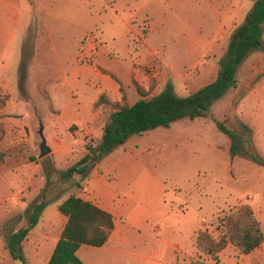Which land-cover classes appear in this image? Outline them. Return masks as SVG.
Instances as JSON below:
<instances>
[{
    "label": "rangeland",
    "instance_id": "1",
    "mask_svg": "<svg viewBox=\"0 0 264 264\" xmlns=\"http://www.w3.org/2000/svg\"><path fill=\"white\" fill-rule=\"evenodd\" d=\"M31 1L24 10L23 0H0V264H47L65 222L58 207L70 195L107 205L116 219L107 249L80 250L84 264H264V243L247 255L228 245L217 261L196 248L199 231L220 238L222 218L240 206H250L264 230V167L250 162L247 170L243 160L240 171L227 172L229 139L215 123L232 128L240 111L254 108L264 135L261 49L206 117L133 135L86 178H62L88 145L99 144L110 121L112 108L101 106L86 124L99 92L95 61L120 75L132 57L139 66L126 83L117 79L121 104L151 98L169 83L190 95L216 79L255 0ZM42 135L51 149L46 156ZM43 200L41 220L22 244L24 263L8 242Z\"/></svg>",
    "mask_w": 264,
    "mask_h": 264
},
{
    "label": "trees",
    "instance_id": "2",
    "mask_svg": "<svg viewBox=\"0 0 264 264\" xmlns=\"http://www.w3.org/2000/svg\"><path fill=\"white\" fill-rule=\"evenodd\" d=\"M263 25L264 0H255L244 22L234 30L225 55L218 61L216 79L190 95H178L170 83L160 93L151 98H142L133 105L112 102L102 95L95 108H112L104 135L98 145L87 146L86 155L63 172L62 178L71 179L76 174L86 178L98 162L133 135L142 136L160 127L170 128L172 123L184 118L193 121L206 117L214 102L237 88V72L249 54L256 49L264 51ZM215 123L218 130L229 139L231 159L240 158L264 167V157L257 149L251 126L239 118L232 128L220 121L215 120ZM46 206L44 200L36 204L27 226L11 235L8 248L16 260L25 263L21 253L22 244L39 224ZM58 211L67 218V222L47 264H84L77 254L81 246L103 247L116 228L112 213L77 195H70L59 205ZM221 224L224 233L220 238L214 237L208 230L199 231L196 238L197 250L212 260L217 261L228 245L247 255L264 243V230L254 210L248 205L231 211L222 218ZM192 264L209 263L199 259Z\"/></svg>",
    "mask_w": 264,
    "mask_h": 264
},
{
    "label": "crops",
    "instance_id": "3",
    "mask_svg": "<svg viewBox=\"0 0 264 264\" xmlns=\"http://www.w3.org/2000/svg\"><path fill=\"white\" fill-rule=\"evenodd\" d=\"M23 1L25 2L24 10L25 9H28L29 10L31 8L30 2H32V1L31 0H23ZM141 1H152V0H141ZM153 1H155V0H153ZM20 12H22V11H20ZM149 50H152V48L149 47ZM103 56L106 58V61L107 62L108 61H110V62H117V59H115L113 57H110V55H108V56L103 55ZM91 66L93 67V70H92L94 72L93 74L98 79V86H99V89L98 90H99V92H98L97 96L94 99H92L91 102H89V106H90V108L92 110V114L87 119V123H86L87 126H88V123L89 122H91L93 119H95L98 116V113L95 111V110H98V108H95V104L98 102L99 98L102 95H105L112 102L121 101L122 98H121V95H120V92H119V90H120V84L118 83L117 79L120 80V81H122V82H125V80L127 78V77H125L126 75H129L130 76L136 70L138 71V69H139V66L138 65H137V68L138 69L134 66V58L133 57H132V62L130 63V67L127 70H125L126 71L125 75H120L119 73H117L118 71H115L114 69H112L111 66L109 68L108 67L102 68L99 65V63L96 62V61ZM84 71L85 72H88V69H84ZM2 87H3V85L0 86V88H2ZM255 112H256V109L253 108L252 110H249V111H244V112L243 111L242 112L240 111V114H241V117H242L243 121L246 122L249 126H251L254 129L255 143L257 144L256 146L258 147L257 149L259 150L260 153L264 154V135H263V131L262 130H260V129L257 130L256 129L258 122L256 121V118L253 115ZM87 131H86V135L89 134ZM103 135H104V131H101L100 140L102 139ZM225 153L228 155V158L230 160V166H227V172L228 171H232V170L233 171H240L241 169L239 168V166L240 165L242 166L241 162H243V159H240V158L231 159L230 154H229V144L227 145V149H226ZM244 163H245L244 164L245 169H247V170L253 169V166L252 165L254 163L251 164L250 162H246V161ZM83 199L88 200V201H91L94 204H96L99 207H101L102 209H104V210H106V211H108V212H110V213L113 214V211L107 205H103V203L96 202L95 200H91L89 198H83ZM64 221H65L64 222V226H65V224L67 222V218H65ZM62 230H61V232H62ZM60 235H61V233H60ZM112 235L109 238L108 242L103 247H101V249H104L105 250V249L108 248V246L111 245ZM56 244H57V242H56ZM56 244L54 245V248H55ZM86 247H91V246H86V245L81 246V248L79 249V251L77 252V254L79 255L80 250H83ZM50 257H49V259H50ZM49 259H48V261H49Z\"/></svg>",
    "mask_w": 264,
    "mask_h": 264
},
{
    "label": "water",
    "instance_id": "4",
    "mask_svg": "<svg viewBox=\"0 0 264 264\" xmlns=\"http://www.w3.org/2000/svg\"><path fill=\"white\" fill-rule=\"evenodd\" d=\"M51 152V149L49 148L46 139L42 135V144H41V155L46 156Z\"/></svg>",
    "mask_w": 264,
    "mask_h": 264
}]
</instances>
